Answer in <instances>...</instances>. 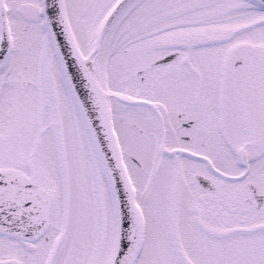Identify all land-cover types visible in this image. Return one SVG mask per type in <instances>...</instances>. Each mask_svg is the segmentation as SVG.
Instances as JSON below:
<instances>
[{
    "label": "snow or ice",
    "instance_id": "obj_1",
    "mask_svg": "<svg viewBox=\"0 0 264 264\" xmlns=\"http://www.w3.org/2000/svg\"><path fill=\"white\" fill-rule=\"evenodd\" d=\"M0 264H264V0H0Z\"/></svg>",
    "mask_w": 264,
    "mask_h": 264
}]
</instances>
